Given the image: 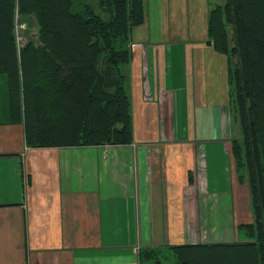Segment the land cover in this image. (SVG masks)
<instances>
[{
    "label": "crops",
    "instance_id": "obj_1",
    "mask_svg": "<svg viewBox=\"0 0 264 264\" xmlns=\"http://www.w3.org/2000/svg\"><path fill=\"white\" fill-rule=\"evenodd\" d=\"M142 2L124 69L130 145L26 148L21 125H0V264H136L135 249L239 240L250 215L222 146L226 60L205 43L209 3L158 0L152 19Z\"/></svg>",
    "mask_w": 264,
    "mask_h": 264
},
{
    "label": "trees",
    "instance_id": "obj_2",
    "mask_svg": "<svg viewBox=\"0 0 264 264\" xmlns=\"http://www.w3.org/2000/svg\"><path fill=\"white\" fill-rule=\"evenodd\" d=\"M90 2L94 3V7ZM30 16L36 43L16 45L13 21ZM142 0H0V125H21L26 148L132 143L125 67ZM226 60L235 179L250 218L246 241L175 245L174 264H264V0H224L206 18V42ZM159 248L137 264H160Z\"/></svg>",
    "mask_w": 264,
    "mask_h": 264
},
{
    "label": "rangeland",
    "instance_id": "obj_3",
    "mask_svg": "<svg viewBox=\"0 0 264 264\" xmlns=\"http://www.w3.org/2000/svg\"><path fill=\"white\" fill-rule=\"evenodd\" d=\"M144 1H146V0H144ZM152 1H154V5L150 8L149 13L147 10V14L149 16H151L152 19H155V18H157L156 14L158 13V8H159L158 6H155V4L158 0H149V4ZM207 1L209 3L210 9L216 5H222L224 3V0H207ZM90 4H92L94 7L93 2H90ZM146 8H147V4H146ZM151 17H149V18H151ZM147 21H148V17H147ZM133 32H135V31H133ZM13 33H14L16 45H18V46L21 44H24L26 42L36 43V26H35L32 18L30 16H27L24 18H17L15 16L14 21H13ZM0 98H1V93H0ZM227 107L228 106L226 105L225 110L229 116L232 134L229 135L230 137H227V139L225 140V142L222 146L226 147L228 156H229L231 163H232V159L230 156V141L233 139H239L240 138V132H239V128H238L237 123L231 119V115L229 114ZM0 110H1V108H0ZM232 166H233V163H232ZM233 169H234V167H233ZM234 175H235V173H234ZM242 186H243L244 191L247 195V191H246L245 186L243 184H242ZM246 202H248V195H247V201ZM247 213H248V211H247ZM238 239H239V241H246L247 240L246 237L244 236L243 232H241V231H239V233H238ZM138 250H140V249H135V257H136V253ZM160 250L161 251L158 255V259L160 261V264H174V259L172 257L171 252L166 250L165 248H160ZM136 264H137V262H136ZM144 264H152V263L149 261V262H146Z\"/></svg>",
    "mask_w": 264,
    "mask_h": 264
}]
</instances>
